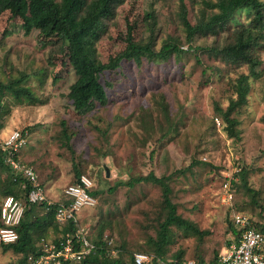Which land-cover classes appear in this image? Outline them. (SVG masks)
<instances>
[{
    "label": "rangeland",
    "instance_id": "rangeland-1",
    "mask_svg": "<svg viewBox=\"0 0 264 264\" xmlns=\"http://www.w3.org/2000/svg\"><path fill=\"white\" fill-rule=\"evenodd\" d=\"M183 1L193 24L217 10L218 0ZM105 22L96 44L102 62L124 51L130 30L136 41L154 42L156 50L173 41L183 52L163 61H123L106 75L112 100L78 112L68 99L77 76L65 44L36 30L25 33L21 18L0 13V79H22L21 84L49 98L44 105L16 104L5 94L11 110L0 142L14 128L33 127L23 158L37 168L51 201H64V189L76 182V167L94 178L97 203L79 212L81 224L93 237L112 238L110 254L126 263L138 252L156 254L149 239L156 237L165 214L160 185L120 182L150 172L170 176L178 213L203 233L173 226L164 260L178 254L215 259L234 242L233 211L264 223V42L257 54L260 66L250 76L247 63L225 61L210 49L224 45L229 29L187 41L181 0H122ZM242 74L249 75L251 88L247 104L232 114L239 121V135L232 137L217 108L226 110L237 97ZM62 120L73 136L71 148L61 136ZM8 174L0 172V205ZM21 200L28 203L24 196ZM45 213L43 206L34 207L35 217ZM60 232L52 227L46 236L52 240ZM21 256L0 243V264H15Z\"/></svg>",
    "mask_w": 264,
    "mask_h": 264
},
{
    "label": "trees",
    "instance_id": "trees-1",
    "mask_svg": "<svg viewBox=\"0 0 264 264\" xmlns=\"http://www.w3.org/2000/svg\"><path fill=\"white\" fill-rule=\"evenodd\" d=\"M120 2L122 0H0V13L9 12L13 17L21 18L22 30L25 33L29 34L36 30L43 37L48 39L56 37L65 44L70 65L77 76L70 86L68 99L74 110L87 112L96 105L103 106L112 100V93H108L110 81L106 80V75L118 69L123 61L131 59L141 61L144 57L154 61H163L174 53L180 55L183 52L181 47L173 41H166L159 50H156L154 42L151 40H148V42L136 41L130 30L124 51L116 57H112L109 62L105 63L99 60L96 44L102 32L105 31V21L111 17L115 6ZM214 4L217 10L213 14L207 19L193 24L187 16L186 5L181 0L182 21L187 32V41H193L199 33L217 35L229 29L231 33L227 36V41L224 45L220 48L212 47L210 49L215 51L225 61L247 63L250 69V76H255L260 66V61L257 57L258 50L264 42V0H218ZM243 13L247 15L246 21L240 22L238 17ZM229 25L231 26L229 27ZM21 80L5 82L0 79V130L6 128L7 117L11 110V106L4 101L5 94H8L16 104L44 105L49 101V98H42L36 94L30 86L21 84ZM237 81L235 85L237 97L231 100L226 110L223 111L220 107L217 108L227 121L226 131L232 137L239 135V130L237 129L239 121L237 118L232 117V114L239 107L247 104L251 88L248 74H242ZM166 107H164L165 113L167 111ZM61 127V136L65 138L66 145L71 148L70 142L73 136L65 120L61 121ZM31 128L33 127L26 126L21 128L29 131L30 140L32 136ZM5 155L6 153L0 149V172L9 173L2 184L1 192L3 196L13 195L20 200L23 196L27 198L28 188H23L24 180L19 177L14 179L12 168L5 163ZM20 158L26 161L23 158V151L20 153ZM26 162L30 163L29 161ZM83 174L76 167L75 184L79 182ZM85 175L90 177L89 174ZM240 175L246 184V171L244 168L241 170ZM170 179V176H158L154 172H150L146 175L131 177L127 181L120 182L131 187L142 182H152L162 188L163 214L165 216L159 222L156 237L149 239L150 248L156 253L152 264H158L159 258L164 259L166 257L168 246L173 239V226L178 227V229H185L186 232L203 233L190 220L185 219L178 213L177 205L171 196ZM92 181L93 186L89 191L96 197L95 193H93L96 180L93 178ZM63 202L68 203L66 198ZM63 202L53 201L51 205H47L48 203L46 202L26 204L22 221L16 227L20 235L18 241L11 244L0 242L4 250H12L22 255L15 264H23L29 254L40 253L42 247L40 248L36 244V235L39 238L38 242L42 240L47 242L49 237L46 234L49 229L52 227L60 228L56 215ZM36 205L45 208L46 213L43 217H35L33 215ZM77 215L81 222L82 214L78 213ZM231 222H233L232 216ZM254 223L255 226L264 231L263 222L255 221ZM2 224L0 218V226ZM63 225L65 226L62 229L60 228V235L52 239L57 244L62 240L65 233H74L78 226L73 220ZM233 227L234 241L237 242L240 237V231H238L234 223ZM89 234L96 245L95 248L83 261L67 262V264H135L134 256H132L131 261L126 263L121 256L113 257L110 254V245L112 243L109 244L108 240L112 238H103L102 233L99 234V238L93 237L90 230ZM169 258L181 260L185 257H181L178 254L177 257L172 256Z\"/></svg>",
    "mask_w": 264,
    "mask_h": 264
},
{
    "label": "built area",
    "instance_id": "built-area-1",
    "mask_svg": "<svg viewBox=\"0 0 264 264\" xmlns=\"http://www.w3.org/2000/svg\"><path fill=\"white\" fill-rule=\"evenodd\" d=\"M30 133L27 129L15 128L0 143V149L6 153L5 163L14 173V179L19 177L24 180L23 188H28L27 202L29 204L48 203L51 201L45 187L42 185L39 174L34 165L23 161L20 153L29 146ZM93 181L88 175H81L77 184H69L64 189V195L68 203H61L57 211V221L62 229L66 222L74 221L77 228L74 233L67 232L57 244L53 240L40 241V253L29 254L23 264H67V262H81L95 248L91 240L89 230L81 224L78 213L85 207H94L97 199L90 193ZM228 187V183L225 184ZM232 198V193H230ZM26 210V204L13 195L3 198L0 207V242L11 244L18 241L20 235L17 226L21 223ZM232 221L240 231L237 242L231 243L215 259H196L185 257L181 260L169 258L158 259V264H264V231L255 226V219L242 211L232 212ZM113 239L109 240V244ZM155 255L138 252L134 255L135 264H152Z\"/></svg>",
    "mask_w": 264,
    "mask_h": 264
},
{
    "label": "crops",
    "instance_id": "crops-1",
    "mask_svg": "<svg viewBox=\"0 0 264 264\" xmlns=\"http://www.w3.org/2000/svg\"><path fill=\"white\" fill-rule=\"evenodd\" d=\"M49 240H51V239H49ZM42 243V242H41ZM41 243L40 242H37L36 244L38 245V246H40L41 245Z\"/></svg>",
    "mask_w": 264,
    "mask_h": 264
},
{
    "label": "clouds",
    "instance_id": "clouds-1",
    "mask_svg": "<svg viewBox=\"0 0 264 264\" xmlns=\"http://www.w3.org/2000/svg\"><path fill=\"white\" fill-rule=\"evenodd\" d=\"M169 259V258H168Z\"/></svg>",
    "mask_w": 264,
    "mask_h": 264
}]
</instances>
